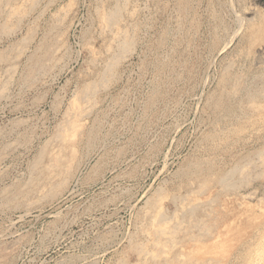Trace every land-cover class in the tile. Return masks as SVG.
I'll return each instance as SVG.
<instances>
[{
    "label": "rangeland",
    "instance_id": "rangeland-1",
    "mask_svg": "<svg viewBox=\"0 0 264 264\" xmlns=\"http://www.w3.org/2000/svg\"><path fill=\"white\" fill-rule=\"evenodd\" d=\"M15 1L26 12L11 23L3 20L8 7L0 13V57L23 52L0 98V264L154 263L145 230L155 199L174 224L175 198L179 214L199 179L246 157L259 162L264 98L255 103L263 111L240 103L264 86V42L251 47L249 36V23L264 20V0ZM117 11L133 44L125 53L117 27L102 25L105 13ZM237 77L243 91L233 96ZM88 84L97 90L91 106L81 105L75 171L47 195L38 155ZM251 179L231 196V213L220 207V223L198 215L211 229L206 240L179 232L156 262L264 264V179Z\"/></svg>",
    "mask_w": 264,
    "mask_h": 264
},
{
    "label": "bare ground",
    "instance_id": "bare-ground-1",
    "mask_svg": "<svg viewBox=\"0 0 264 264\" xmlns=\"http://www.w3.org/2000/svg\"><path fill=\"white\" fill-rule=\"evenodd\" d=\"M15 2H17V1H15V0H0V13H2L1 8L3 6H5V8L8 7V8H6V9H8V11H6L7 15L4 16V19H3V20H6L7 23L8 22L11 23L10 20L12 19V17L15 14H17V12H20L19 14L21 16L22 15L21 13H23V11H25V9H26L25 8L24 10H21L22 7L20 8L18 3H15ZM32 2H34V1H30V3H32ZM115 9H118V6H117V8L115 7ZM119 9H121V8H119ZM119 9H118V11H119ZM125 9H126V7H125ZM118 11L117 12H111L112 14H110V15H106V13H105V15H103L102 25L104 28H107V26L109 28L111 25L115 26V28L117 27L118 33H121V35H123L126 38V41L124 42L125 44L123 46L124 53H125L131 49L133 44H132V41L130 42V40H131L130 38H129L130 40H128L129 35L126 33L127 31L125 32L126 29L124 30V32H122V29L120 28V20L122 19V16L120 18V14L118 13ZM102 14H100V15H102ZM100 17H102V16H100ZM99 19H101V18H99ZM249 26L251 27L250 34H249V36L252 38L251 47L252 46L254 47V46H257V45L263 43L264 42V20L263 21L261 19L256 20V21L253 20L249 23ZM5 30H9V28H6ZM119 35H117V36L119 37ZM111 49H112V47H111ZM20 51L21 50H18V52L17 53L15 52L16 54H14V55H13V53L8 52L9 54H7V55H10V56H6V55L3 56V54H2L0 57L1 62H4V63H2L3 64L2 67L6 68V69L2 68V69H4V72L6 73L5 74L3 72V74L5 76L2 77L3 75L0 74V98L2 96H4V94H6V91L8 90V86L10 85V80L13 79L12 77L16 73V70H17L18 64H19V62L17 63V60L19 58H21V56L23 54V52L22 51L20 52ZM11 58L14 59V61H12ZM120 60L121 59H119L117 57L116 60L114 61V63L110 62L112 65L110 64L108 66V68L105 69V73L103 74L104 80L106 78L110 79L109 78L110 72L113 71V69H115L116 65L120 64L119 63ZM234 77H236V76H234ZM226 84H227V82H226ZM234 84H235V87H234L233 91H230L231 93H233V96H235L238 93H242V91H243V81L241 80V78L237 77ZM105 87H106V85H105ZM231 89H232V87H231ZM96 90H97V85L88 84L76 95V97L73 101V104H72L73 110L71 109L72 111L67 114L66 120L64 121L63 125H61L62 129H61L60 133L57 132V134H59V135L56 136L57 138L54 140V142L52 144H50L49 146L46 145L44 151H42L40 153V155H38L36 164H37V166L40 165V167L42 165V168H41L42 172H44L43 168L45 167V170H46L45 172L47 175V177H46L47 183L49 182V184H47L48 187H45V191H46L47 195L52 194V193L54 194L61 187H64L67 184L69 177L72 175L73 170L75 171V162H76L77 153H78L77 144L79 141V135H80L81 130H82L83 125H84V124H82L83 122H81V121L84 119V118L82 119V117L85 116L83 114V108L81 105H82V103L86 102L89 104V106H91L92 100L90 101L91 98L89 99V97H90V95L92 96ZM256 93H257V91H256ZM258 93H259L258 95L249 94L245 98H243L241 103H240L241 106H243L245 109L252 110V112H257V111H261V110L263 111L262 106L259 107L255 103L257 102V98H259V97L264 98V86L259 90ZM222 103L220 101H218L216 104L219 107V106H223ZM240 104H237V105H240ZM84 106H86V105H84ZM88 107H87V109H88ZM89 109H90V107H89ZM245 113H247V112H245ZM245 113H244V115H245ZM241 121H243V120H241ZM257 156H259L258 157L259 162H256L255 160L251 159L250 157H246L243 160L239 161L237 166H234L233 169L232 168H231V170L229 169L230 171L228 170L229 172H227V173H220L219 170L214 169V170H212L213 171L212 175L210 174L211 175L210 178H212V179H210L207 176H206L207 178L199 179L198 180V186H197V188H198L197 192L196 193L193 192L192 196L190 195L191 198H190V202L187 203V205H188L187 208L185 207L186 205H184V208H182V210L179 211L180 212L179 214H178V205L181 203V201H179L178 199L175 198V200H174L175 204L174 205L176 207L174 210L175 213L173 214L175 217V223L174 224H170L169 220H171V219L173 220V218L171 216L167 215V213L164 209V206L162 205L163 203L161 202V200H162L161 198H159L157 200L155 199L156 202L154 200V203L148 202V203H151L148 206V208H149L148 210L150 212L149 213L150 222L149 221L148 222L150 225H149V228L147 230H145V232H146L147 237L150 238V240H152L154 242L153 245H154L155 249L152 251V257L151 258H153V259L156 258V260L152 264H159L162 260L161 261L159 260L160 262H156L157 259H159L160 257H167L169 255L170 251L173 250V244L177 241L179 232H182V234L184 236H187V238L189 237L191 242H196V243L202 242V241L206 240V238H208L207 235H208V232L211 231V229L206 226L205 222H203L202 219H199L198 215L207 212L209 214V216L212 219H214V223L217 224V223H220L222 221V219H224V217H225V216L222 217L220 214H217V212L221 206H223L227 211H229L231 213V211L233 210L232 208H234V201L231 198V196L233 194H236V192H238V190L240 189L239 185L240 184H242V185L249 184V182L252 180L251 178L254 179L255 177L264 179V149L260 153H257ZM45 160L49 161V163H47L46 166H44ZM76 164H77V162H76ZM37 166L34 165V167H37ZM258 167L261 168L259 172H258ZM238 174H240V176H241L240 179L236 180V178H234L235 181H233L234 180L233 177L235 175H238ZM57 179H58V181L55 183V181ZM213 180L216 183L215 185L219 187V190H218L219 192H217L216 195L214 194L215 196L210 197V192L212 189L210 187H213V185L210 186V183L213 182ZM240 187H242V186H240ZM43 194H45V193H43ZM263 195H264V192H263ZM199 198H203V199L199 200ZM242 198L245 201V198H247V196L245 197L243 194ZM197 200H199L200 203L195 202ZM263 200H264V198H263ZM263 200H260V202ZM182 204H184V203H182ZM242 206H244V205H242ZM262 210H264V209H262ZM215 213L217 216H215ZM221 214H222V212H221ZM225 215H227V214H225ZM169 217H171V218H169ZM143 248H140V249L142 250ZM140 249H139V252H140ZM141 252H143V251H141ZM150 254H151V252H150ZM153 259H152V261H153ZM139 263H140V261H139ZM148 263H150V262H148Z\"/></svg>",
    "mask_w": 264,
    "mask_h": 264
}]
</instances>
